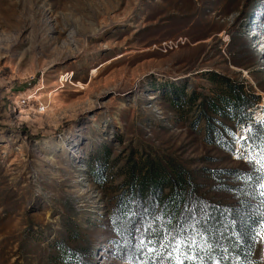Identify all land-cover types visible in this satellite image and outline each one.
<instances>
[{
  "label": "rangeland",
  "instance_id": "1",
  "mask_svg": "<svg viewBox=\"0 0 264 264\" xmlns=\"http://www.w3.org/2000/svg\"><path fill=\"white\" fill-rule=\"evenodd\" d=\"M227 79L264 112V0H0V264H137L110 214L151 160L232 201L264 149L204 103Z\"/></svg>",
  "mask_w": 264,
  "mask_h": 264
},
{
  "label": "trees",
  "instance_id": "2",
  "mask_svg": "<svg viewBox=\"0 0 264 264\" xmlns=\"http://www.w3.org/2000/svg\"><path fill=\"white\" fill-rule=\"evenodd\" d=\"M221 83L224 89L204 103L236 126L249 124L242 145L263 151L264 120L253 116L260 97L236 81ZM226 136L219 130L210 140L222 142ZM228 151L235 153L233 143ZM227 171L234 183L224 188L233 200L222 202L200 193L188 171H169L154 160L134 167L110 214L115 257L137 264H255L264 233V171L253 161ZM79 252L69 255L81 261Z\"/></svg>",
  "mask_w": 264,
  "mask_h": 264
},
{
  "label": "built area",
  "instance_id": "3",
  "mask_svg": "<svg viewBox=\"0 0 264 264\" xmlns=\"http://www.w3.org/2000/svg\"><path fill=\"white\" fill-rule=\"evenodd\" d=\"M253 116L256 120H261L264 119V112H263V108H257L254 110ZM244 130L240 133L239 137L241 139H238V144L239 147H237V150H240L242 147V142L241 140L245 138V136L248 134L249 130H250V126L249 125H242L241 126ZM250 145V144H249Z\"/></svg>",
  "mask_w": 264,
  "mask_h": 264
}]
</instances>
